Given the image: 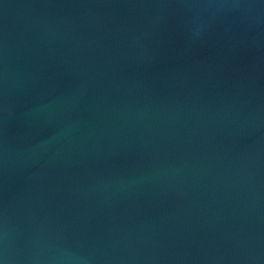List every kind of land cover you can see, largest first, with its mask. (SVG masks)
Wrapping results in <instances>:
<instances>
[{
	"label": "water",
	"instance_id": "95a60500",
	"mask_svg": "<svg viewBox=\"0 0 264 264\" xmlns=\"http://www.w3.org/2000/svg\"><path fill=\"white\" fill-rule=\"evenodd\" d=\"M0 264H264V0H0Z\"/></svg>",
	"mask_w": 264,
	"mask_h": 264
}]
</instances>
